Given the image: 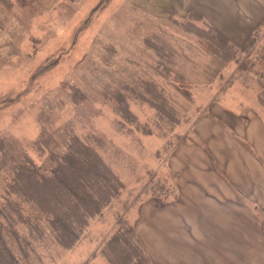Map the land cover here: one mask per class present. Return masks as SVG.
<instances>
[{"label":"rangeland","instance_id":"rangeland-1","mask_svg":"<svg viewBox=\"0 0 264 264\" xmlns=\"http://www.w3.org/2000/svg\"><path fill=\"white\" fill-rule=\"evenodd\" d=\"M209 4L0 0V149L7 160L0 192L17 162L14 154L47 160L34 145L43 131L57 151L78 134L125 185L89 221L74 253L52 236H21L32 264H113L104 249L118 213L134 225L153 264H264V189L255 193L259 201L250 194L254 179L264 183L263 174L249 173L252 178L244 170L248 159L228 143L234 139L264 162V133L257 126L247 130L254 113L264 119V29L253 44L219 52L209 39L212 25L220 29L219 20L228 21L231 31L239 30L226 11L219 15ZM179 80L190 101L175 87ZM164 107L176 109L174 121L163 117ZM121 109L134 112L131 120ZM241 171L244 178L232 177Z\"/></svg>","mask_w":264,"mask_h":264},{"label":"trees","instance_id":"trees-1","mask_svg":"<svg viewBox=\"0 0 264 264\" xmlns=\"http://www.w3.org/2000/svg\"><path fill=\"white\" fill-rule=\"evenodd\" d=\"M212 26L215 28H212L209 37L212 44L217 46L219 52L225 48L229 53L234 48L253 44L264 29V19L248 36V42L244 41L241 45ZM179 81L175 87L190 101L184 80ZM159 94L161 103L167 104L163 92ZM125 99V96H119L124 108L127 104ZM132 112L120 110L125 120H131ZM160 112L171 121L175 119V112L177 114L174 107H164ZM136 119L140 129L152 133L145 131L152 128L141 126ZM51 144L50 135L44 131L34 142L40 155L47 153V160L43 163L36 162L27 151H22L19 158L13 155V161L17 159V162L12 164L13 172L0 192L3 199L0 204V264L33 263L29 261V254L24 248L26 239L22 240L21 236H52L63 248H73L84 235L89 221L102 214L125 188L123 181L104 161L96 147L78 134L71 133L66 137L61 151L52 149ZM0 155L1 171L7 165V160L1 149ZM118 216L115 224L117 230L108 241L109 248L104 249L107 252L104 251L105 255L113 264H153L146 245L134 235V225L128 222L126 214L118 213ZM121 230L132 235L118 236L122 234ZM10 238L14 240V245Z\"/></svg>","mask_w":264,"mask_h":264},{"label":"crops","instance_id":"crops-1","mask_svg":"<svg viewBox=\"0 0 264 264\" xmlns=\"http://www.w3.org/2000/svg\"><path fill=\"white\" fill-rule=\"evenodd\" d=\"M208 1L210 2V4H209L210 7H212L213 9L217 8V10H218L217 13L219 15H221L222 13H224L226 11L225 16H227L229 18L230 22L234 25L233 28H236L235 31L237 32V30H239V32L235 33L233 31H231L232 27L228 21H226L228 24H224L219 20L220 31H223L226 34L225 36L228 37L229 39H231L232 41H234L235 43H241V42L243 43V41H245L246 37L248 36L247 33H252L255 30L256 24L258 22H261L264 19V0H242V4H241L240 8H238L236 6L237 0H234L233 5H231L228 0H225V3H222L223 0H208ZM214 1L218 2L216 7L213 5ZM231 8L235 9V11L232 13L229 12ZM203 10L209 12L210 15H213V13L210 12V8L205 7V8H203ZM228 32H231L232 34L230 35ZM238 33H241L242 36L238 35ZM263 51H264V47H263ZM254 115H255V117H252L249 121L250 123L247 127V130L250 131L252 129V127L257 126L264 133V119L259 114L254 113ZM236 127H237V125H236ZM244 138H246V136H244ZM228 143L235 144L237 146V149L239 151H241V153L248 159L247 160L248 166H247V168L244 166V170H247L248 174L249 173L257 174L258 171H261V175L263 174V181H264V162H261L256 157L249 155L245 150L240 148V146L235 142L234 139H233V141L228 139ZM215 152H216V154H215ZM215 152H213V154L217 157V160L219 162L224 161V164L226 165L227 169L229 171L232 170L231 168H229L231 166H229L225 157L219 151H215ZM252 164L255 166V168H257L256 171L254 170ZM204 165H207L206 162H204ZM256 165H257V167H256ZM205 170H211V169H210V167H207ZM237 173H238V175L233 173L232 177L233 178L236 177L240 180H241V178H244L242 171L237 172ZM253 181H254L255 187H254L253 191H251L250 194L257 201H259L258 196L255 195V193L257 192V190L259 188L264 189V183L259 184L255 179ZM261 181H262V179H261ZM239 207H241V205H239ZM253 208L256 209V206H254ZM250 218H251V220L255 221L257 225H259V224L261 225V221L260 220L258 221L257 218H255L252 213H250ZM80 242L81 241L79 240L77 243H80ZM70 251H71V253L76 252V245L72 249H70ZM152 255H153V252H152ZM225 258H226V256H225V254H223L221 256V259L223 260V262H224ZM189 263H190V261H188L187 264H189ZM190 264H195V263L192 262Z\"/></svg>","mask_w":264,"mask_h":264}]
</instances>
